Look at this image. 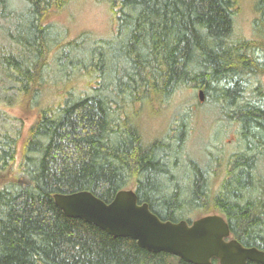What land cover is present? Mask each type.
Instances as JSON below:
<instances>
[{
  "label": "trees",
  "instance_id": "obj_1",
  "mask_svg": "<svg viewBox=\"0 0 264 264\" xmlns=\"http://www.w3.org/2000/svg\"><path fill=\"white\" fill-rule=\"evenodd\" d=\"M95 1L113 31L71 39L51 21L71 0H0V94L36 106L45 86L63 92L38 108L24 139L0 130V175L10 174L0 186V264H186L54 205V194L79 191L110 203L133 189L164 222L217 214L232 239L264 252V0L252 2L256 39L235 32L239 0ZM189 89L234 128L225 159L217 147L205 163L189 154L190 108L144 140L141 112Z\"/></svg>",
  "mask_w": 264,
  "mask_h": 264
},
{
  "label": "rangeland",
  "instance_id": "obj_2",
  "mask_svg": "<svg viewBox=\"0 0 264 264\" xmlns=\"http://www.w3.org/2000/svg\"><path fill=\"white\" fill-rule=\"evenodd\" d=\"M252 2L253 0H239V8L234 21L236 34L245 39L257 38V31L253 24L256 14ZM51 21L56 23L59 29L71 39L83 31L91 32L99 37H105L113 31L112 18L107 7L95 0H71L67 9L53 16ZM0 43H4L1 34ZM260 81L264 82V76L260 78ZM59 85L45 86L47 88L39 98L37 107L30 103L26 105V102H19L20 100L16 98L12 90L1 93L0 130H20L24 139L37 118L38 108L41 109L46 104L51 105L58 102L60 96L63 95L62 88H56ZM7 98L11 100L8 101ZM210 101V97L206 96L199 101L198 94L194 96L193 91L189 89L177 94L169 105L154 108L148 106L147 110L141 112L139 121L144 140L150 142L160 137L171 120L182 113L185 108H190L189 114L191 113L192 117L189 119L190 131L187 140L189 154L201 164L207 161L211 151L216 152L214 148L217 147L221 152L223 151L221 154L225 159L234 151V128H227L226 124L219 121L216 108L209 103ZM19 158L17 156L13 170L17 167ZM257 168L264 173V157L259 161ZM218 169L212 171L215 174L218 172L219 178L216 183L224 177V168ZM13 175L15 174L12 173L11 176ZM9 176L10 174L7 173L0 175V186L10 180Z\"/></svg>",
  "mask_w": 264,
  "mask_h": 264
},
{
  "label": "water",
  "instance_id": "obj_3",
  "mask_svg": "<svg viewBox=\"0 0 264 264\" xmlns=\"http://www.w3.org/2000/svg\"><path fill=\"white\" fill-rule=\"evenodd\" d=\"M199 101L203 94H198ZM54 205L67 217L81 220L113 238H129L152 254L164 253L186 264H264V252L245 248L231 238L225 220L210 214L190 224L164 222L146 203L138 204L132 189L105 203L87 191L54 194Z\"/></svg>",
  "mask_w": 264,
  "mask_h": 264
},
{
  "label": "bare ground",
  "instance_id": "obj_4",
  "mask_svg": "<svg viewBox=\"0 0 264 264\" xmlns=\"http://www.w3.org/2000/svg\"><path fill=\"white\" fill-rule=\"evenodd\" d=\"M55 32H56V31H55ZM57 38H58V37H57ZM68 40H69V39H68ZM54 47H55V46H54ZM60 47H62V46H60ZM221 132H222V131H221ZM224 135H225V134H224ZM221 137H222V136H221ZM238 147H239V146H238ZM237 149H238V148H237ZM238 150H239V149H238ZM222 152H223V151H222ZM221 155H222V154H221ZM261 158H262V157H261ZM261 158H260V159H261ZM258 160H259V159H258ZM258 160H257V161H258ZM256 165H257V164H256ZM217 167H218V166H217ZM214 168H215V167H214ZM219 168H220V167H219ZM212 170H213V169H212ZM211 174H213V173H211ZM210 178H211V177H210ZM210 184H211V183H210Z\"/></svg>",
  "mask_w": 264,
  "mask_h": 264
}]
</instances>
